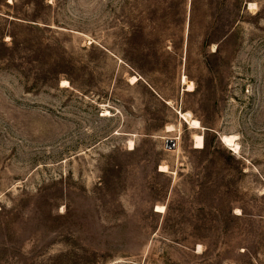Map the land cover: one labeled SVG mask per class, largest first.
<instances>
[{
  "label": "rangeland",
  "instance_id": "374dc122",
  "mask_svg": "<svg viewBox=\"0 0 264 264\" xmlns=\"http://www.w3.org/2000/svg\"><path fill=\"white\" fill-rule=\"evenodd\" d=\"M0 264H264V0H0Z\"/></svg>",
  "mask_w": 264,
  "mask_h": 264
},
{
  "label": "bare ground",
  "instance_id": "6f19581e",
  "mask_svg": "<svg viewBox=\"0 0 264 264\" xmlns=\"http://www.w3.org/2000/svg\"><path fill=\"white\" fill-rule=\"evenodd\" d=\"M134 79L135 80H138V78H134ZM184 82L185 83H188V80H187L186 77L184 78ZM64 83L66 85H69L68 82H64ZM189 88L193 92L195 90V85L194 84H190ZM180 114H181L183 120L187 124H189L192 129H195V130H203V126H202L201 122L198 121V120L193 119L190 114H186V113H183V112H181ZM167 130H168L169 133L175 131L173 126L168 127ZM195 141H196V148L197 149H204L205 148V140H204V137H202L200 135H197L195 137ZM222 142L228 148H230V150L232 152H234L235 154H238L240 152L241 147H240V145L238 143V137L237 136H235V135H229V136L224 135V136H222ZM165 170L167 172V168L163 167V170L162 171H165ZM159 212H164V207H159Z\"/></svg>",
  "mask_w": 264,
  "mask_h": 264
},
{
  "label": "built area",
  "instance_id": "2783aa9c",
  "mask_svg": "<svg viewBox=\"0 0 264 264\" xmlns=\"http://www.w3.org/2000/svg\"><path fill=\"white\" fill-rule=\"evenodd\" d=\"M175 141L169 140L168 144H174ZM175 145V144H174Z\"/></svg>",
  "mask_w": 264,
  "mask_h": 264
},
{
  "label": "trees",
  "instance_id": "16d2710c",
  "mask_svg": "<svg viewBox=\"0 0 264 264\" xmlns=\"http://www.w3.org/2000/svg\"><path fill=\"white\" fill-rule=\"evenodd\" d=\"M203 150V149H202Z\"/></svg>",
  "mask_w": 264,
  "mask_h": 264
}]
</instances>
